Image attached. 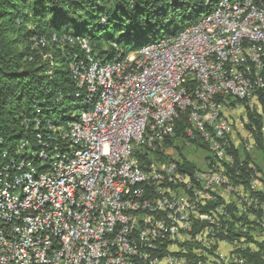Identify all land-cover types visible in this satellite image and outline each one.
<instances>
[{"label": "built area", "instance_id": "obj_1", "mask_svg": "<svg viewBox=\"0 0 264 264\" xmlns=\"http://www.w3.org/2000/svg\"><path fill=\"white\" fill-rule=\"evenodd\" d=\"M242 3L233 0L231 9ZM215 22L216 17H210L201 24ZM263 32L257 24L245 25L238 32H227L222 40ZM220 43L208 44L204 34L193 44L198 51H216ZM263 53L256 51L255 58H247L244 52L240 67L227 73L229 83H207V97L192 101V82L201 77V68L194 69L184 94L165 98L177 72L193 61L189 53L183 62L170 60L168 53L145 80L126 83L125 70L132 59H154L144 49L129 52L128 60L118 65L120 80H113L101 111L91 114L87 125L94 136V152L84 153L83 159L67 168L83 165V172L73 178H61V172L59 178H49V172L45 178H6L7 166H17L16 160L0 166V264H243V252L250 245L246 233L253 226L264 229V198L258 195L264 193V178L259 170L252 171L251 178H234V174H240L244 160H253L244 143L255 146L248 129L251 121L243 118V110L263 112L261 106L245 105V99L235 111L213 113L212 104L230 98L234 88L264 77L255 75ZM244 62H252V70H244ZM152 84H159L156 100L147 98ZM117 88H127V95L116 96ZM132 89H139L138 103H144V113L131 106ZM184 103L193 105V115L186 118L188 125L182 131L184 139L167 146L164 156L176 152L177 146L189 149L203 144L206 167L185 170L166 162L163 173L152 175V168L162 161L160 142H166L168 132H176ZM150 108H157L156 116H148ZM119 116H126L121 134L124 127L140 124V131L125 137L123 147H116L113 139ZM147 121H154V128H147ZM48 132L50 141L61 134L52 127ZM261 133L264 140V125ZM220 134H228V143H218ZM129 140H136V148H129ZM67 144L76 151V144L82 143L69 139ZM234 150L241 155L239 160ZM111 151H118L114 166L122 167L123 178H102L99 153H106L109 160ZM146 153H153L150 168H143ZM210 161L218 162V174L208 173ZM132 172H139V178H132ZM228 224L240 236L221 238L219 233L227 231Z\"/></svg>", "mask_w": 264, "mask_h": 264}, {"label": "trees", "instance_id": "obj_2", "mask_svg": "<svg viewBox=\"0 0 264 264\" xmlns=\"http://www.w3.org/2000/svg\"><path fill=\"white\" fill-rule=\"evenodd\" d=\"M219 1L0 0L1 146L9 147L8 152L13 154V141L23 138L26 143L22 144L24 150L21 156L26 154L28 146L29 154L37 151V135L41 134L44 138L49 134L46 118L55 114L56 119L51 124L57 129L61 124L66 125L67 121L77 119L78 115H65L66 105L71 101L76 107L82 105L86 108L90 105L86 89L76 86L71 78L68 67L71 60L87 64L96 59L102 61L124 58L130 52V43L146 42L150 40V35L154 37L161 32H173L176 35L179 26L183 28L187 20L196 18L201 12L206 15L215 9ZM61 34H65L70 41H52L53 35L60 38ZM82 38L89 44V54L80 47ZM257 93L258 106L262 107L263 115L251 110H245V114L250 118L248 129L256 148L261 152L263 165L260 168L255 162L254 165L251 160H244L240 174H234V178H251L252 171L256 170L262 172L264 178V140L261 133L264 92L260 90ZM245 104L247 105L246 102ZM186 118L187 112L184 111L177 119L174 138L166 143V149L160 150L159 158L162 161L167 146H174V140L184 139L182 131L188 125ZM226 136L225 141L228 143V135ZM54 139L51 142L49 140V143L58 145L59 140ZM200 146L204 147L203 144ZM233 153L239 160V152L234 150ZM170 156H166L167 162H174L185 170L196 169L185 156L182 157L177 152L176 158ZM151 158L148 153L145 154L144 166L151 164ZM248 158L246 154V159ZM208 168H214V164L210 163ZM258 195L264 198V193L260 192ZM228 227L227 231L219 233L221 238L233 240L240 236L239 230L231 224ZM246 236L250 242L252 236L249 233ZM260 246L264 247V241ZM243 257V264H264L260 250L247 248Z\"/></svg>", "mask_w": 264, "mask_h": 264}, {"label": "bare ground", "instance_id": "obj_3", "mask_svg": "<svg viewBox=\"0 0 264 264\" xmlns=\"http://www.w3.org/2000/svg\"><path fill=\"white\" fill-rule=\"evenodd\" d=\"M242 1L243 3L239 7L231 9L233 0H220L215 9L207 13L192 27L182 29L179 34L173 35L171 38H161L140 46L136 51L144 49L145 54H154V52L160 51L159 47L164 45V53L154 54V59H132L125 70L126 83L145 80L146 76L160 68V62L167 59L168 53H170V60L174 62L187 60L188 53L189 58L193 61L186 62L185 68L177 72L176 79L171 82V87L165 90V98H174L176 94H184L185 84H188L196 68H201V77L192 82V89L194 90L192 101H199L207 97V83L218 85L229 83V74L227 73H231L235 67H240V62L244 59V52H247V58H255L256 51L264 50V32L255 33L254 35L234 34L233 37L222 40L227 37V32H238L245 25L254 27L257 24V30H264V0ZM210 17H216L214 25H210V23L201 24L209 20ZM199 24L201 25L198 26ZM204 34L208 36V44H217L221 40V43L216 45V51L197 50V45L193 43L197 39H201ZM84 41H82L83 44L80 47L89 54V47ZM127 60L128 55L117 60L101 61L96 59L87 64L76 61V59L71 60L69 63L71 78L76 86L86 89L87 99L90 102L89 106H93L92 110L90 112H87L86 109L81 111L77 119L71 121L65 127L56 129L51 126L53 130L61 132L60 136L55 137L59 140L58 145L49 143L50 134L44 138L41 134H38L39 150L33 151L34 153L18 156L15 151L12 154L6 151L4 146H1L3 142L0 139V152H5L0 155V166H7V160H16L17 163V166H7L6 178H45L46 172H49V178H59V172H61V178H73L77 176V172H83V165H76V169L67 168H72V161L83 159L84 153L94 152V136L89 134L87 125L91 123V114H98V111H101L102 102L106 100L108 93L113 90V80H120L118 65ZM208 64H212V66H208ZM244 70H252V62H244ZM255 75L264 76V53L261 64L255 68ZM260 90L264 92V77H261L258 82H247L243 86L234 88L233 92L230 93V98H223L212 104V112L221 113L223 106L230 100L245 99L248 105L250 101L254 100L258 106V100L255 97H258L257 92ZM125 95H127V88L116 89V96ZM138 96L139 89H132L131 106H136L137 113H144V103H138ZM158 96L159 84H152L147 91V98L156 100ZM184 111L187 112V118L193 115L192 103H184L182 112ZM156 115L157 108L148 109V116ZM125 123L126 116H119L117 125H113V139H115L116 147H123L125 137L133 136V131H140V124H131V127H124L123 134H121V126H125ZM147 128H154V121H147ZM174 134L175 132H168L166 142L171 141ZM226 137V134H220L218 143H226ZM69 139L82 144H76V151H74V145L67 144ZM164 144L165 142H160V148ZM244 145L246 149H249L250 145H246V143ZM48 147L50 148L48 149ZM129 148H136V140H129ZM51 157H53L52 160ZM41 160L44 162L40 166ZM99 160L100 166H102V178H123L122 167L114 166V163L118 162V151L109 152V160L106 153H99ZM213 164L214 168H208V173L218 174V162L213 161ZM151 165L152 163L147 166L143 164L145 168H150ZM164 170H166V165L156 164V168H152V175H159ZM132 178H139V172H132Z\"/></svg>", "mask_w": 264, "mask_h": 264}, {"label": "rangeland", "instance_id": "obj_4", "mask_svg": "<svg viewBox=\"0 0 264 264\" xmlns=\"http://www.w3.org/2000/svg\"><path fill=\"white\" fill-rule=\"evenodd\" d=\"M204 16H205V12H201L199 14V16H197L196 18H190L189 20H187L185 22L183 28H182V26H179L177 28L175 34L176 35L179 34V32H181L182 29L185 30V29H188V28L192 27L197 21H199L200 19H202ZM173 34H174L173 32H171V33H163V32H161L160 34H156L154 37L152 35H150L149 36L150 37L149 38L150 40H148L146 42L144 41L142 43L132 42V43L129 44L128 48L130 49V52H134V51H136V48L140 47L141 45H143L145 43H148L150 41H156V40H159L160 38H164V39L171 38L173 36ZM59 36H60V38L53 37L52 38V41L53 42H59L60 39L66 41L65 34H61ZM68 41H70V40L68 39ZM82 41L86 42L87 46H89V44H88V42H87V40L85 38H82V40L80 42V45L83 44ZM158 49H160V51H156V52H154V54L159 55L162 52L164 53V45H162ZM68 67H69V65H68ZM236 101L237 100H235V101L234 100H230L227 104H225V106H223V110H226V111H235L237 109L236 107L238 105V101L237 102ZM249 105L250 106H255V105L257 106V103L254 100H252V101H250ZM66 106L67 107H66V112H65L66 114L65 115L71 114V116L79 115V113L81 111L85 110V109H86L87 112H90L92 110V108H93V106H87L85 108L82 105H79V106L76 107V104L73 101H71ZM245 113H246L245 110H243V117L244 118H245V116H247V115H245ZM55 117L56 116L54 114V115H52L51 118H46L45 119V122H47L46 127H49L50 128L52 126L54 128V126L51 123H52V121L54 119H56ZM71 121H73V120L67 121L66 125H68ZM262 121H263V125H264V116L262 118ZM66 125L61 124L60 127H65ZM237 137H238V135H236V138ZM24 142H25V140H23V138H20V139H17V140H14L13 141L14 144H13L12 150L16 151L18 156H21L19 154L22 153L23 150H24V148H22V144H24ZM167 142H165V144L163 145V147L160 148V150L166 149V143ZM173 143H175V140L173 141ZM246 145H250V146H249V149H246V146L244 145V151H251L252 150L251 155H252L253 160H251V161H252L253 164L255 162L256 166H259L261 168L262 165H263V159H262L261 152L256 148V146H254V148L252 149V143H246ZM8 148L9 147H4V149L6 151H8ZM176 149H175V151L179 155L181 154L182 157L185 156V158H188L189 160H191V162L196 166V168H204V167H206L205 166V160H206L207 157H206V151H205L204 147H201V146L200 147H190L189 149H187L185 147L184 148L182 147V148H179L177 150ZM29 151H30V146H28L26 148L25 153L26 154H29ZM176 152H173L172 154H170L171 155L170 157H175L176 158ZM151 156H152V158H151L152 162L151 163H153V153H148V157H151ZM52 158L53 157H51L50 159L52 160ZM167 160H168L167 157L164 156V160L163 161H158L156 164H164V165H166V163H164V162H167ZM30 161L32 162V160H30ZM43 162L44 161L41 160V162H40L39 165L41 166L43 164ZM210 163H213V161L208 162V165ZM250 235L252 236V239L250 241V245H248L249 246L248 248L251 249V250H260V252H262L263 257H264V247H261L260 246V244L263 243V241H264V229H261L260 227L253 226V227L250 228Z\"/></svg>", "mask_w": 264, "mask_h": 264}]
</instances>
